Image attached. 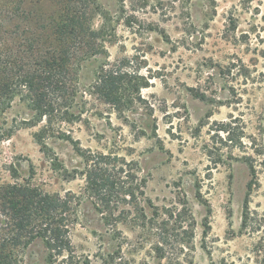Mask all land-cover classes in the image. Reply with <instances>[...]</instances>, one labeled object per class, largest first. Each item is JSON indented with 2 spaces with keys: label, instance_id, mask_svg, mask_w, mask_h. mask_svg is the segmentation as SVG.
<instances>
[{
  "label": "rangeland",
  "instance_id": "obj_1",
  "mask_svg": "<svg viewBox=\"0 0 264 264\" xmlns=\"http://www.w3.org/2000/svg\"><path fill=\"white\" fill-rule=\"evenodd\" d=\"M97 1L69 121L0 113V175L72 200L70 250L19 264H264V0Z\"/></svg>",
  "mask_w": 264,
  "mask_h": 264
},
{
  "label": "trees",
  "instance_id": "obj_2",
  "mask_svg": "<svg viewBox=\"0 0 264 264\" xmlns=\"http://www.w3.org/2000/svg\"><path fill=\"white\" fill-rule=\"evenodd\" d=\"M106 14L97 0H0V113L22 103L26 116L15 124L41 125L35 136L45 146L59 122L74 114L76 75L81 61L99 49ZM97 16L103 18L99 29ZM3 136L0 128V143ZM5 170L12 179L0 175V264H19L20 253L38 239L52 263L70 250L71 197L20 181L13 166ZM87 178L96 185L92 175Z\"/></svg>",
  "mask_w": 264,
  "mask_h": 264
}]
</instances>
